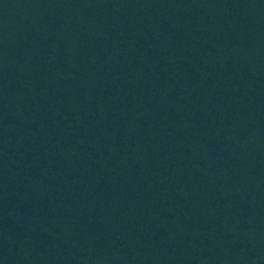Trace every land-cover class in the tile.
Instances as JSON below:
<instances>
[{
  "label": "water",
  "instance_id": "1",
  "mask_svg": "<svg viewBox=\"0 0 264 264\" xmlns=\"http://www.w3.org/2000/svg\"><path fill=\"white\" fill-rule=\"evenodd\" d=\"M0 264H264V0H0Z\"/></svg>",
  "mask_w": 264,
  "mask_h": 264
}]
</instances>
